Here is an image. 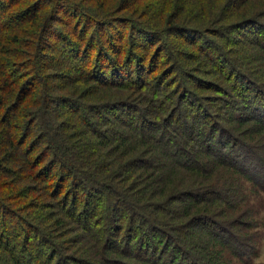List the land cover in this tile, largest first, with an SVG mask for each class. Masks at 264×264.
<instances>
[{
	"label": "trees",
	"instance_id": "16d2710c",
	"mask_svg": "<svg viewBox=\"0 0 264 264\" xmlns=\"http://www.w3.org/2000/svg\"><path fill=\"white\" fill-rule=\"evenodd\" d=\"M264 192V0H0V264H249Z\"/></svg>",
	"mask_w": 264,
	"mask_h": 264
},
{
	"label": "rangeland",
	"instance_id": "374dc122",
	"mask_svg": "<svg viewBox=\"0 0 264 264\" xmlns=\"http://www.w3.org/2000/svg\"><path fill=\"white\" fill-rule=\"evenodd\" d=\"M243 188V194L246 197L245 201L253 209L252 219L254 226L249 229V232H251L253 242L258 248V254L249 264H264V192L260 193L250 183H244ZM219 262L223 264H245L227 251H222Z\"/></svg>",
	"mask_w": 264,
	"mask_h": 264
}]
</instances>
